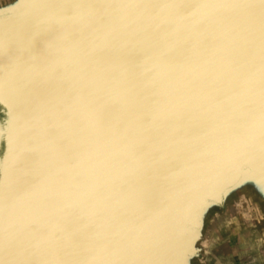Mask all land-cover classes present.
I'll list each match as a JSON object with an SVG mask.
<instances>
[{
    "label": "water",
    "instance_id": "1",
    "mask_svg": "<svg viewBox=\"0 0 264 264\" xmlns=\"http://www.w3.org/2000/svg\"><path fill=\"white\" fill-rule=\"evenodd\" d=\"M230 227L264 260V0H0V264H207Z\"/></svg>",
    "mask_w": 264,
    "mask_h": 264
},
{
    "label": "rangeland",
    "instance_id": "2",
    "mask_svg": "<svg viewBox=\"0 0 264 264\" xmlns=\"http://www.w3.org/2000/svg\"><path fill=\"white\" fill-rule=\"evenodd\" d=\"M252 233L245 228L230 227L219 234L207 264H264L257 239Z\"/></svg>",
    "mask_w": 264,
    "mask_h": 264
}]
</instances>
